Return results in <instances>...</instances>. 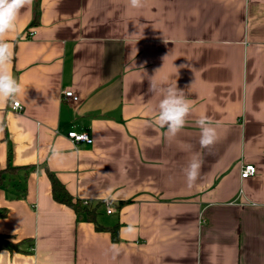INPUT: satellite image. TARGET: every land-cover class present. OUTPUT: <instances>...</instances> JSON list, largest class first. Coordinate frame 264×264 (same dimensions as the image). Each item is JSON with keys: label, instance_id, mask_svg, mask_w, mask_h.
<instances>
[{"label": "crops", "instance_id": "obj_1", "mask_svg": "<svg viewBox=\"0 0 264 264\" xmlns=\"http://www.w3.org/2000/svg\"><path fill=\"white\" fill-rule=\"evenodd\" d=\"M5 39L21 92L0 102V168L21 169L0 189V235L23 251L0 264H264V0H32ZM150 82L190 102L174 137ZM48 171L95 223L53 199Z\"/></svg>", "mask_w": 264, "mask_h": 264}, {"label": "clouds", "instance_id": "obj_2", "mask_svg": "<svg viewBox=\"0 0 264 264\" xmlns=\"http://www.w3.org/2000/svg\"><path fill=\"white\" fill-rule=\"evenodd\" d=\"M31 2L32 0H0V102L12 99L21 92L18 80L5 68L13 58L12 47L5 37L9 32L16 29V22L21 10ZM130 5L133 8H140L142 7V0H130ZM149 90L152 92L159 91L162 94L156 117L157 125L160 128H166L169 136H176L185 127L191 111L190 102L184 91L178 89L177 83L166 89H159L154 82H150ZM197 124L201 128V147L213 146L217 134L215 128L209 126L210 121L202 118L197 121ZM202 163L203 161L199 157H194L187 165L185 174L189 187L193 186L199 179Z\"/></svg>", "mask_w": 264, "mask_h": 264}, {"label": "trees", "instance_id": "obj_3", "mask_svg": "<svg viewBox=\"0 0 264 264\" xmlns=\"http://www.w3.org/2000/svg\"><path fill=\"white\" fill-rule=\"evenodd\" d=\"M20 169L21 168H15L10 165L6 169L0 168V189L5 185V181L7 179L6 175L19 171ZM48 176L51 181L53 199L60 204L72 208L77 214H86L89 220L95 223V215L97 213L96 209H92L88 205H83V203L79 200H75L73 196L68 192L66 187L50 171H48ZM124 204L125 203L123 202L120 205ZM5 215L6 211L0 210V217H4ZM96 228L98 230L103 229L99 225H96ZM115 235V232H113L114 240ZM20 245L21 243H13L10 238L0 235V249H6L9 251H23Z\"/></svg>", "mask_w": 264, "mask_h": 264}, {"label": "built area", "instance_id": "obj_4", "mask_svg": "<svg viewBox=\"0 0 264 264\" xmlns=\"http://www.w3.org/2000/svg\"><path fill=\"white\" fill-rule=\"evenodd\" d=\"M34 32H30L29 36H33ZM64 97L71 100L72 102H79L80 98L77 94H75L72 90H66L64 92ZM12 111H20L22 110V105L19 101H14L11 106ZM2 123V118L0 116V124ZM69 138H71L74 142H84L87 144H91L93 141L87 134H78L76 132H70L68 134ZM256 174V168L252 165L245 166L242 171V178H249ZM83 205H88L87 201L83 202ZM112 213V209L108 210V214Z\"/></svg>", "mask_w": 264, "mask_h": 264}]
</instances>
